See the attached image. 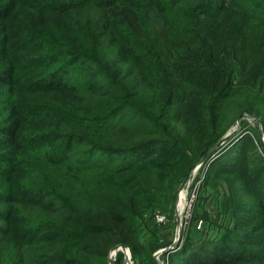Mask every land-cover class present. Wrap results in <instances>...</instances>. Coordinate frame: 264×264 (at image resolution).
<instances>
[{"label":"trees","instance_id":"16d2710c","mask_svg":"<svg viewBox=\"0 0 264 264\" xmlns=\"http://www.w3.org/2000/svg\"><path fill=\"white\" fill-rule=\"evenodd\" d=\"M125 109L127 124H108ZM243 113L264 135V0H0L7 264H96L119 244L156 264L140 217L173 205ZM239 145L206 159L208 169L245 166ZM149 147L173 153L151 166L139 155ZM260 172L264 156L245 188L224 179L221 211L236 220L214 223L195 249L164 252L167 264H264Z\"/></svg>","mask_w":264,"mask_h":264},{"label":"rangeland","instance_id":"374dc122","mask_svg":"<svg viewBox=\"0 0 264 264\" xmlns=\"http://www.w3.org/2000/svg\"><path fill=\"white\" fill-rule=\"evenodd\" d=\"M24 53L26 52L22 51L16 53L15 55H21ZM84 62L78 61L72 68L80 67ZM240 78L241 74L239 65H235L233 82H238ZM245 115L246 116L242 117L240 123L238 124V129L233 134L231 139L224 142L219 147L220 151L217 154L219 155L221 152L225 151L232 143L239 142L240 148L245 150V154H243V156L241 155L239 159L243 160L245 166H236L235 168L237 169L234 168V172H223V164L213 163V168L210 170V168L208 169L210 162L199 161L191 167L190 171L192 172V176L185 187L180 190L178 186L172 206H169L166 210L157 207L151 211L152 213L149 212L140 217V226L138 227L140 239L144 242L147 248L151 249L153 257L156 252L161 249H165L158 255V259L161 260L163 264H167V259H169L168 254H164V252L180 250L187 241L189 243V248L195 249L202 239L212 237L213 234H216L214 232H216L217 228H215L214 223L227 222L229 224L227 228H230L231 219L234 221L236 220V215L232 217L231 215H227L221 211L220 205L224 196L223 192L225 191L223 180H230L231 183L232 180H234L235 185L239 186L242 184L241 188H245L243 185V182L246 180L243 178L245 175L244 172H248V167L258 158L264 156L263 142L258 134V130H262V125L257 119H252L247 114ZM130 116V110L125 109L120 111L108 124H113L114 126L122 128V124H127V119ZM235 127H237V125L234 123L230 129ZM262 137L264 139L263 134ZM142 142L153 143L154 141L145 140ZM237 148L239 149L238 146ZM222 149L224 150L222 151ZM171 153H173L172 149L149 147L142 153H139V155H148L146 158L152 159L151 166H153L154 163L159 161H154L156 158L168 160ZM207 170L209 175L208 179H205ZM257 179L264 181V177H261V172L259 173ZM182 194L185 195V200L184 206L182 207L181 212H179L180 198ZM159 214L165 216V220L160 222V224L155 221V215ZM4 225V223H0V228ZM175 242L176 245L171 247ZM13 244L12 240H9L7 237L5 238L0 233V264L8 263V256H10L13 251ZM126 248L128 250L130 261L128 264H138L139 259H133L129 248L127 246ZM125 259L126 255L118 250L114 263L112 264H127V259ZM96 264L111 263L109 258L106 257L100 262L96 261Z\"/></svg>","mask_w":264,"mask_h":264},{"label":"water","instance_id":"95a60500","mask_svg":"<svg viewBox=\"0 0 264 264\" xmlns=\"http://www.w3.org/2000/svg\"><path fill=\"white\" fill-rule=\"evenodd\" d=\"M246 116L245 114H241L238 116L235 124L237 125V127L235 128H232L230 130H228L225 135L222 137V139L213 147L211 148L201 159H200V162H203L205 161L206 159L212 157L213 155H215L217 153V151L219 150V147L224 143L226 142L229 138H231L233 136V134L236 132V130L238 129V124L240 123L242 117ZM252 119H256L254 116H250ZM258 134L259 136L261 137L262 139V142H263V148H264V139L262 137V130L259 129L258 130ZM192 176V172H188L185 177L183 178V180L181 181L180 185H179V189H183L185 187V185L188 183L190 177ZM174 245H176V242L174 244H172L171 247H173ZM120 250L121 252H123L125 255H126V259H127V262H129V257H127V254H126V246L124 244H119V245H116L114 246L110 252H109V255H108V258L110 260V263H114V259H115V256H116V253L117 251ZM165 249H161L159 250L158 252L155 253V259L157 260V263L158 264H163L161 260L158 259V255L164 251ZM128 251V250H127ZM125 259V260H126Z\"/></svg>","mask_w":264,"mask_h":264},{"label":"bare ground","instance_id":"6f19581e","mask_svg":"<svg viewBox=\"0 0 264 264\" xmlns=\"http://www.w3.org/2000/svg\"><path fill=\"white\" fill-rule=\"evenodd\" d=\"M184 197H185V195L182 194V196L180 198L179 212H181L182 207L184 206V200H185ZM126 254H127V257H129V254H128L127 250H126ZM129 263H130V261H129ZM127 264H128V262H127Z\"/></svg>","mask_w":264,"mask_h":264},{"label":"built area","instance_id":"2783aa9c","mask_svg":"<svg viewBox=\"0 0 264 264\" xmlns=\"http://www.w3.org/2000/svg\"><path fill=\"white\" fill-rule=\"evenodd\" d=\"M155 221L158 222L160 224V222H163L165 220V216L162 214L159 215H155Z\"/></svg>","mask_w":264,"mask_h":264}]
</instances>
